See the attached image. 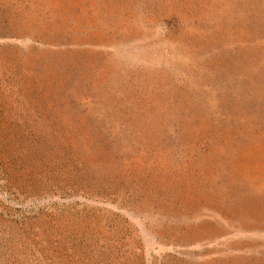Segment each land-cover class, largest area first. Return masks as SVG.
Segmentation results:
<instances>
[{"label":"rangeland","instance_id":"obj_1","mask_svg":"<svg viewBox=\"0 0 264 264\" xmlns=\"http://www.w3.org/2000/svg\"><path fill=\"white\" fill-rule=\"evenodd\" d=\"M0 264H264V0H0Z\"/></svg>","mask_w":264,"mask_h":264}]
</instances>
